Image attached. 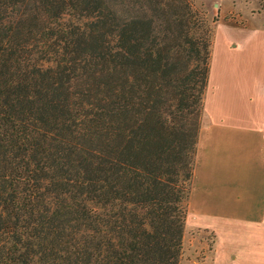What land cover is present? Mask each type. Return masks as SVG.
<instances>
[{"label": "trees", "instance_id": "16d2710c", "mask_svg": "<svg viewBox=\"0 0 264 264\" xmlns=\"http://www.w3.org/2000/svg\"><path fill=\"white\" fill-rule=\"evenodd\" d=\"M216 21L0 0V264H180Z\"/></svg>", "mask_w": 264, "mask_h": 264}, {"label": "crops", "instance_id": "0c3cea01", "mask_svg": "<svg viewBox=\"0 0 264 264\" xmlns=\"http://www.w3.org/2000/svg\"><path fill=\"white\" fill-rule=\"evenodd\" d=\"M227 24L228 82L212 87L209 70L184 231L211 235L208 264H264V27Z\"/></svg>", "mask_w": 264, "mask_h": 264}, {"label": "rangeland", "instance_id": "374dc122", "mask_svg": "<svg viewBox=\"0 0 264 264\" xmlns=\"http://www.w3.org/2000/svg\"><path fill=\"white\" fill-rule=\"evenodd\" d=\"M197 6L206 13L211 23L214 18L219 23L212 25L213 36L211 45L209 84H227L228 79L224 68L228 65L227 44L231 34L228 24H241L249 26L264 27V0H193ZM227 22V23H226ZM211 81V82H210ZM208 84V86H210ZM205 99H206V93ZM213 94L210 96L209 104L214 105ZM204 104V99H203ZM212 247V237L201 231L184 232L180 264H208V258Z\"/></svg>", "mask_w": 264, "mask_h": 264}]
</instances>
